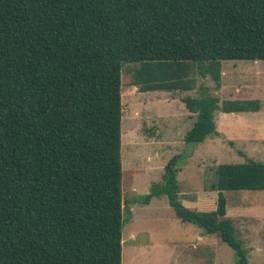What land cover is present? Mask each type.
Segmentation results:
<instances>
[{
	"label": "trees",
	"instance_id": "16d2710c",
	"mask_svg": "<svg viewBox=\"0 0 264 264\" xmlns=\"http://www.w3.org/2000/svg\"><path fill=\"white\" fill-rule=\"evenodd\" d=\"M224 61H264V0H0V264H121L123 66L140 93H186L219 87ZM198 89L181 99L187 144L219 134L216 112L261 110ZM178 157L133 202L165 197L248 264L224 192L264 191V163L216 166L199 212L179 199Z\"/></svg>",
	"mask_w": 264,
	"mask_h": 264
},
{
	"label": "rangeland",
	"instance_id": "374dc122",
	"mask_svg": "<svg viewBox=\"0 0 264 264\" xmlns=\"http://www.w3.org/2000/svg\"><path fill=\"white\" fill-rule=\"evenodd\" d=\"M135 65L121 75V165L124 211L121 264H234V251L194 225L174 217L165 197L150 204L133 202L161 181L168 161L178 157L179 199L199 212L215 209L216 192L208 191L213 169L246 160L264 163V61H224L219 87L199 78L186 93H140L131 86ZM221 103L258 100V113H215L220 132L201 144L184 136L194 122L181 99L199 95L198 86ZM222 130V131H221ZM225 135H224V134ZM227 217L248 251V264H264V191H225Z\"/></svg>",
	"mask_w": 264,
	"mask_h": 264
},
{
	"label": "crops",
	"instance_id": "0c3cea01",
	"mask_svg": "<svg viewBox=\"0 0 264 264\" xmlns=\"http://www.w3.org/2000/svg\"><path fill=\"white\" fill-rule=\"evenodd\" d=\"M259 112H260V111H259ZM248 113H249V112H248ZM250 113H251V112H250ZM254 113H255V112H254ZM256 113H258V112H256ZM225 114H228V113H225ZM234 114H236V113H234ZM217 131H218V133H222V132H223L222 130H221L222 132H220V130H217ZM223 134H224V133H223ZM224 135H225V134H224Z\"/></svg>",
	"mask_w": 264,
	"mask_h": 264
}]
</instances>
